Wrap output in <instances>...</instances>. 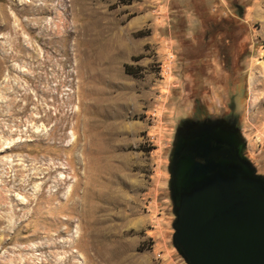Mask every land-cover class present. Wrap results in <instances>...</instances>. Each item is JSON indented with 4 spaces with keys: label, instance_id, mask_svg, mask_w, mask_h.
Wrapping results in <instances>:
<instances>
[{
    "label": "rangeland",
    "instance_id": "1",
    "mask_svg": "<svg viewBox=\"0 0 264 264\" xmlns=\"http://www.w3.org/2000/svg\"><path fill=\"white\" fill-rule=\"evenodd\" d=\"M206 118L264 178V0H0V264H187L169 164Z\"/></svg>",
    "mask_w": 264,
    "mask_h": 264
},
{
    "label": "water",
    "instance_id": "2",
    "mask_svg": "<svg viewBox=\"0 0 264 264\" xmlns=\"http://www.w3.org/2000/svg\"><path fill=\"white\" fill-rule=\"evenodd\" d=\"M190 141L178 135L170 173L182 143L198 148ZM238 154L230 164L216 153L207 165H194L190 191L179 206L173 201L174 246L187 264H264V178Z\"/></svg>",
    "mask_w": 264,
    "mask_h": 264
},
{
    "label": "flooded vegetation",
    "instance_id": "3",
    "mask_svg": "<svg viewBox=\"0 0 264 264\" xmlns=\"http://www.w3.org/2000/svg\"><path fill=\"white\" fill-rule=\"evenodd\" d=\"M223 121L219 120V118L199 119L192 121V124L186 125L182 129L181 136L183 141L192 140L189 142L190 144L196 143L199 146L198 148L191 145L187 147V145H184L185 142L182 143L177 152L179 155L172 167V173L169 171L170 195L172 202L174 201L176 206L181 204L182 198L190 191L191 186H188L187 175L194 165H207L208 159H216V153L221 154V161L230 164L233 161H230V159L232 157L235 158L237 150H239V158L243 162L245 161L240 153V143L236 136V128L233 123ZM242 168L247 172L245 167ZM192 187L195 186L193 185Z\"/></svg>",
    "mask_w": 264,
    "mask_h": 264
},
{
    "label": "bare ground",
    "instance_id": "4",
    "mask_svg": "<svg viewBox=\"0 0 264 264\" xmlns=\"http://www.w3.org/2000/svg\"><path fill=\"white\" fill-rule=\"evenodd\" d=\"M253 83V82H252ZM107 104V103H106ZM114 108V107H113Z\"/></svg>",
    "mask_w": 264,
    "mask_h": 264
}]
</instances>
